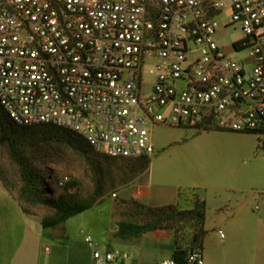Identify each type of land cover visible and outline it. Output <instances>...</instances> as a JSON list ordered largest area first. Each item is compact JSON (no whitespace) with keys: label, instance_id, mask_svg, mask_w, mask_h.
Wrapping results in <instances>:
<instances>
[{"label":"built area","instance_id":"1","mask_svg":"<svg viewBox=\"0 0 264 264\" xmlns=\"http://www.w3.org/2000/svg\"><path fill=\"white\" fill-rule=\"evenodd\" d=\"M222 28L244 34L235 55ZM0 105L113 158L151 157L155 128L208 120L264 144V0H0ZM85 242L94 264L138 255ZM186 262L204 264L200 252Z\"/></svg>","mask_w":264,"mask_h":264},{"label":"rangeland","instance_id":"2","mask_svg":"<svg viewBox=\"0 0 264 264\" xmlns=\"http://www.w3.org/2000/svg\"><path fill=\"white\" fill-rule=\"evenodd\" d=\"M243 37L244 34L239 29L233 28H222L217 34L219 44L224 45L225 50L232 55L235 54L230 45ZM237 57L245 59L247 52L239 53ZM152 81V77L146 76L149 86ZM260 139V135L227 129L204 131L178 127L155 128V153L150 157V168L146 175L129 183H125L127 177L123 173L125 163L122 160L112 164L106 157H84L61 147V144H54L55 163L51 168L57 182L49 179L46 181L51 189L46 197L48 200H57L63 195V186L71 182H76V186L70 188L73 200L89 197L95 187V166L99 165L106 170L104 176L108 178L103 181L102 202L59 225L53 236L51 233L54 230L46 229L44 244L50 246L53 252L56 251V261L65 264L72 263L76 257L81 259L89 254L92 256L91 249L85 243L86 236H91L104 248L136 247L130 239L117 238L116 233L119 221L133 220L141 223L148 220L144 216L132 217L135 212L132 193L141 185H147L151 191L152 197L146 200L148 206L177 205L176 209L190 207L195 202L194 195L197 194L192 191L197 189L201 199L207 202V213L213 215V206L223 205L225 200L242 195L227 191L226 186L231 184L227 178L229 173H237L236 181L239 176L244 175L245 183L235 182V186L242 190L250 186L264 188V144ZM254 164L257 168L249 169ZM245 169L249 170L244 171ZM0 172L9 183L17 185L18 188L20 171L8 145L0 144ZM180 192L186 193V196L179 198ZM33 211L41 217L53 213L48 206H38ZM207 220H211L210 216H207ZM183 225L194 230V223L186 222Z\"/></svg>","mask_w":264,"mask_h":264},{"label":"trees","instance_id":"3","mask_svg":"<svg viewBox=\"0 0 264 264\" xmlns=\"http://www.w3.org/2000/svg\"><path fill=\"white\" fill-rule=\"evenodd\" d=\"M225 129L224 124L214 123L212 120L203 122L197 128V130L204 131ZM244 133L259 135L258 131ZM0 144L10 147L20 171L18 188L17 185L9 183L1 172L0 181L7 192L18 201L23 212L27 215H37L33 209L38 206H48L53 210L52 214L42 216L43 229H54L70 218L100 204L104 197L103 181L108 178L104 176L106 170L99 165L95 166V187L89 197L83 200H73L70 188L76 186V182H71L63 186V195L57 200H48L46 197L51 193V189L46 181L49 179L51 182H57L51 168V165L55 163L54 144H61V147L84 157H106L112 164H117L118 160H122L125 163L123 173L127 177L125 183L146 175L151 164L150 157L123 159L96 153L83 137L53 124L20 125L11 119L1 105ZM192 192L197 193L194 195L195 202L187 209H176L177 205L152 207L133 201L135 212L132 217L144 216L148 220L141 223L133 220L121 221L116 237L122 240L136 239L151 232L173 227L176 230L173 260L177 264H187V258L191 253H202L208 233L205 229L206 201L201 199L197 189ZM184 196L186 193H179V197ZM186 222L194 223V230L190 226L186 228L182 226Z\"/></svg>","mask_w":264,"mask_h":264},{"label":"crops","instance_id":"4","mask_svg":"<svg viewBox=\"0 0 264 264\" xmlns=\"http://www.w3.org/2000/svg\"><path fill=\"white\" fill-rule=\"evenodd\" d=\"M255 167L256 164L249 169ZM236 174L227 175L231 184L226 187L233 194L242 193L241 197L229 198L223 205L213 206V215H209L206 210L211 220L208 221L206 216L205 229L208 233L201 253L204 264H264V188L250 186L242 190L235 186V182L245 183L244 175L236 181ZM132 195L134 201L146 206V200L152 197L147 185L139 186ZM56 228L52 236L56 234ZM175 232L172 227L130 239L138 249L135 246L128 248H136L138 255L127 264H162L173 260ZM46 233L47 230L42 227V217L25 214L0 181V264H65L56 261V251L53 252L50 246L44 244ZM120 249L126 248L123 246ZM70 264L94 262L89 254L86 258L76 257Z\"/></svg>","mask_w":264,"mask_h":264}]
</instances>
